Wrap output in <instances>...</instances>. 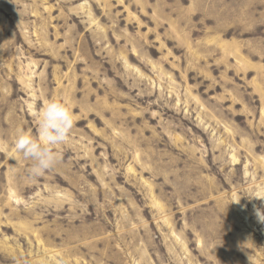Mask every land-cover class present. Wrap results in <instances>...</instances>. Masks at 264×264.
Wrapping results in <instances>:
<instances>
[{
	"label": "rangeland",
	"instance_id": "obj_1",
	"mask_svg": "<svg viewBox=\"0 0 264 264\" xmlns=\"http://www.w3.org/2000/svg\"><path fill=\"white\" fill-rule=\"evenodd\" d=\"M52 99L75 123L33 178ZM251 196L264 0H0V264H264Z\"/></svg>",
	"mask_w": 264,
	"mask_h": 264
},
{
	"label": "clouds",
	"instance_id": "obj_2",
	"mask_svg": "<svg viewBox=\"0 0 264 264\" xmlns=\"http://www.w3.org/2000/svg\"><path fill=\"white\" fill-rule=\"evenodd\" d=\"M36 119L38 133L34 136L20 130L14 145L17 153L32 162L29 172L33 178L43 176L60 162L61 153L58 148L68 141L75 123L72 110L58 99L49 100L36 113ZM252 198L264 200V196H251L249 199ZM253 208L257 221L264 224V207L253 205Z\"/></svg>",
	"mask_w": 264,
	"mask_h": 264
}]
</instances>
